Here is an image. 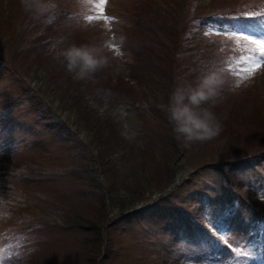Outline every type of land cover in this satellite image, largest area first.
Instances as JSON below:
<instances>
[{
    "label": "rangeland",
    "instance_id": "374dc122",
    "mask_svg": "<svg viewBox=\"0 0 264 264\" xmlns=\"http://www.w3.org/2000/svg\"><path fill=\"white\" fill-rule=\"evenodd\" d=\"M57 1L68 12L66 24L41 27L40 21L21 9L19 0H3L2 14L15 17L19 27L13 34L0 31V109H11L0 114V153L6 146H16L17 138L25 145L12 150L16 151L13 161L0 162V241L5 234L11 237L0 250V264H30L26 250L30 257L33 248L36 252V248L47 247L36 246L40 241L47 243L50 233L60 231L67 236L63 249L70 256V264H173L172 260L179 264H264V225L255 223L251 205L255 197L264 198V162L259 164L264 160V66L241 82L244 73L241 70L237 76L241 65L238 57L245 53L244 44L237 45L228 35L235 26L264 35L249 25L253 22L264 27V11L259 12L261 18L251 20L248 17L253 14L241 17L235 12L264 6V0H220L210 17L206 15L212 0H175L187 4L183 8L185 20L180 23H186L193 33L223 42L220 50L229 55L217 59L221 63L216 70L224 78L228 74L226 84L235 90L230 92L224 86L223 91L232 95L222 91V98L211 109L220 116L221 134L188 147L165 121L177 76L168 81L171 94L166 95L164 88H143L131 75L135 60L124 30L130 32L135 22L124 12L143 0H106L102 6L100 0H73L79 16L70 8L73 3ZM76 34L82 36V44L112 42L106 53L109 66L98 72V81L91 82L95 90L91 95L97 102L87 103V108L98 112L99 121L94 126L82 121L78 108L60 93L66 82L57 81L58 77L68 79L69 73L62 59L53 54V46L61 41L60 47L71 44V39L78 40ZM153 64L158 65L155 60ZM93 105H98L99 111ZM116 134L113 149L97 143ZM96 147L103 148L107 157L114 155L113 166L104 169L103 177L107 188L133 202L126 213L113 197L101 219L104 211L98 213V209L103 207L88 196L92 176L104 184L102 175H97L104 150ZM249 154H255L256 159ZM33 193V199H26ZM23 198L27 203L42 201L40 205L48 207H36L30 217L25 216L28 213L15 215L24 208ZM200 208L213 215L214 226L222 232L219 239L202 227L197 217ZM258 208L264 211V205ZM54 211L67 212L68 226L75 225L71 218L76 214L88 223L100 219L92 230L81 232L71 227L69 231L58 228L46 233L42 227L45 222L54 226ZM177 212L189 215L186 221L193 226L192 231L181 224ZM57 218L61 223L60 216ZM36 224V235L26 249L24 238L32 235L28 231L32 226L36 229ZM99 233L103 244L98 252ZM110 240L113 248L105 257ZM243 252L251 255H241ZM49 254L40 262L58 264Z\"/></svg>",
    "mask_w": 264,
    "mask_h": 264
},
{
    "label": "trees",
    "instance_id": "16d2710c",
    "mask_svg": "<svg viewBox=\"0 0 264 264\" xmlns=\"http://www.w3.org/2000/svg\"><path fill=\"white\" fill-rule=\"evenodd\" d=\"M162 1L163 0H143L140 3H137L138 5L135 3L134 4L135 7H133V10H129L126 13L124 12L125 15L128 14L127 15L128 17L132 16V19L135 22L134 25L130 28V32L126 33V30H124V32L126 34L125 36L126 41L129 43L130 49L133 51V56H134L135 61L133 62V65H132L133 68L131 71V75H133V77L135 78V81H137L140 86L143 85V88H164L165 94L167 93L166 95H168V94H171V88H169L168 81L170 83L172 80H174L173 78L175 76H177V81L175 82L176 85L177 83H180L182 80L183 81H194L197 76L203 74L204 72L208 70H216L218 63H221L220 61H217V59L219 60L222 55H224L223 58L228 57L227 55L229 54L228 53L224 54L222 50H220L222 45L220 44L219 39L215 40L214 38L210 39L208 36H200L199 34L193 33L189 29H187L188 25L186 23H184V25L183 23H180L185 20V18L184 17L182 18V16H184L185 14V11L183 8L187 4H184V3L180 4L179 1L177 2L175 0H164L166 1L165 2L166 6H165L163 4L164 1L163 2ZM219 1L220 0L211 1L212 8L210 11H207L209 12V14L206 15L207 17H210L211 15L210 13H212L214 11V8H217V5L221 3ZM228 1H231V0H228ZM56 2L60 6H58L55 9V11L51 14L52 17H54L53 18L54 20H52L51 23L52 25H55L57 23L66 24L68 20V12L66 11L65 8L61 6L59 1L56 0ZM161 3L163 5H161ZM225 4L229 5L227 3ZM0 5H1L0 6V20H1L2 18H4L2 12H4L5 3H3V0L2 1L0 0ZM262 10H264V6L254 5L251 8L240 10V11H235V12L240 14L241 17H245L246 15L249 16L250 14H255ZM61 11L63 12L62 14H60ZM37 21L38 20H36V22ZM29 22H32V18L29 20ZM40 22L44 25L41 27H49V24L43 23V21H40ZM190 23H191V20H190ZM18 27L19 26L16 25L15 17L11 15L7 16L6 23L0 22V31L9 30V34H13ZM76 37L78 40L71 39L70 41L72 43L81 42L80 44H82L83 42L79 41L82 39V36L80 37L76 34ZM89 41H90V38H88L86 42H89ZM91 41H94V40H91ZM93 43L99 44V42H96V41H94ZM37 46H38V41H36V47ZM52 46L48 47V49H50ZM217 53L219 55H217ZM153 60H155L158 63L157 66L153 64ZM151 73L158 74V77L152 76ZM69 75L70 74H68V79H65L63 77L61 78L58 77V80H57L58 82L64 81L67 84V87L65 85H62L63 88H60V93H62V95L64 96V99L68 100L69 102L70 101L73 102L75 108H78L79 115L82 121L85 120L87 122H90V124L94 126L95 123L99 121L98 112L93 113V110L88 109L87 103L92 104V102H97L95 97L91 95V93L95 91L92 88L91 82L98 81V78H97L98 73L95 75L93 79L85 80V81L75 80L73 79V77ZM228 77L229 76L227 74V76L225 77V80ZM164 80H166L167 82L165 83ZM149 84H150V87H149ZM152 84H154L155 87H153ZM227 86L228 84L225 85V88H227ZM70 92H71V95L69 96ZM223 92L226 95L231 94L225 91ZM253 94H249V95L253 97ZM246 97L247 95L240 97V98L244 99ZM80 98L83 101H81ZM81 102L83 103L85 107V109L83 107V110H82ZM167 104L169 105L170 102H168ZM93 107L99 111L98 105L97 106L93 105ZM217 117L219 118L220 116H217ZM44 119L48 120L46 118ZM165 119H166L165 120L166 124L173 125L169 120L168 110H166ZM57 130L59 131L58 126H57ZM94 130L95 129L93 128V131ZM50 131L51 132L54 131V126L50 128ZM100 132H104V130L101 129ZM98 135H99V139L103 136L102 133ZM118 136H119L118 134H116L115 137L111 135L110 137H105L107 138L106 142H102L99 140L97 143H100V145L104 149L106 146L113 149V142L114 141L117 142ZM103 148L96 147V149L104 150ZM105 153L106 151L104 150V156L103 154L100 155L101 158L98 156L100 159L99 166L101 168V171L97 175L99 176L102 175V177L105 174V170L113 166L112 159L114 155L110 158V157L105 156ZM248 157L253 158V160L256 159L255 154L254 155L249 154ZM261 158L264 159V157H261ZM88 179H90L89 176H88ZM106 182H107L106 178H104V184H103L101 181H99V178H97L96 176H92L91 185L93 187L91 189H88V191L90 192L88 196L90 195L91 199L95 200L98 206L101 205V207H103L102 209L100 208L98 209V213H100L102 210L104 211V212H101L100 214L101 219L105 215L104 213L109 207L108 204L112 203L111 200L113 201V199L111 198L113 197L120 203V205L122 206V210H125L124 213H126L130 209L128 208V205L130 203L133 205L132 201H130L129 203L127 199H124V198L122 199L118 191H117L118 193H115L113 191V188H111V190L107 188L108 185ZM121 184L124 185L123 179H122ZM33 197H34V193L31 194V197L27 195L26 199H31V198L33 199ZM0 198H3L2 194H0ZM167 198L168 197H166L165 199ZM24 200L25 198L22 199V204L24 208L22 210L17 211L15 215L20 216L22 213H28L25 216L30 217L29 214L36 211V207H39V208L48 207V206H45V207L41 206L40 203L42 201L35 200L34 202L29 201L27 203V202H24ZM2 201L3 200H1L0 202ZM251 203L254 209L256 210L255 213L257 214V216L260 217L262 221L264 222V211L258 208V207H262V205H264V202L252 201ZM136 210L140 211L141 209L136 207ZM53 213H54L53 214L54 219L51 220V222H53L54 226L49 225L47 222H45L44 226L42 227L44 228L43 231L46 233L54 232L58 228H62L64 230L69 231L71 227L73 228L76 227L81 232L84 230H87V231L92 230L95 228L97 224L96 221L100 219L99 217H96L99 219L93 220L91 223H88L84 220L83 216H80V214H76L74 218H71V220L74 221L75 225L68 226L70 222H68L67 217H66L67 212H63L59 214L58 212L54 211ZM57 216H60L59 219L62 220L61 223L59 222ZM178 216L180 218L181 224H185L192 231L193 226L189 225L186 221L189 215L186 216L185 213H178ZM13 220L14 222H17L16 218ZM20 221H22V219ZM84 222H86L87 224ZM82 224L84 225V227H82ZM37 225L38 224H36V229L34 226L30 228L33 234L30 236L32 241L34 240L33 236L36 235V230L38 229ZM22 228L25 229L26 227H22ZM64 232L63 231L58 232L59 234L50 233L49 240L47 243L44 241H40L39 245H36V246L38 247L47 246V247L43 249L36 248V252H35V248H33L31 251L30 257H29L30 264H43L40 262V260L47 258L48 252H50L49 257H51V261L55 262V260L57 259L56 262H58V264H70V261L68 262L70 256L63 249V240L67 238V236L64 235L66 234ZM60 236L62 240H60ZM102 237L103 236L101 233L97 235L98 242L96 244H97L98 252L99 250L101 251L102 249L100 247L103 244ZM113 243L114 242H111L110 240V245H108L109 247L105 245L106 246L105 257H107L109 252L111 253V248H113ZM91 259H93V256L91 257ZM76 264H83V263L77 261ZM95 264H101V262H97Z\"/></svg>",
    "mask_w": 264,
    "mask_h": 264
},
{
    "label": "clouds",
    "instance_id": "9594fccd",
    "mask_svg": "<svg viewBox=\"0 0 264 264\" xmlns=\"http://www.w3.org/2000/svg\"><path fill=\"white\" fill-rule=\"evenodd\" d=\"M21 9L33 19L51 23L52 13L58 7L56 0H19ZM53 46V54L62 59L64 66L75 80H91L109 66L106 55L111 41L99 44H68ZM225 78L218 70H208L194 81L177 84L168 106L169 120L174 126L177 139L184 146L204 143L217 138L223 131L220 118L211 110L222 98ZM208 105V107H205Z\"/></svg>",
    "mask_w": 264,
    "mask_h": 264
},
{
    "label": "snow or ice",
    "instance_id": "6c2138e0",
    "mask_svg": "<svg viewBox=\"0 0 264 264\" xmlns=\"http://www.w3.org/2000/svg\"><path fill=\"white\" fill-rule=\"evenodd\" d=\"M106 0H100V6H102ZM261 13H255L252 16H249L248 19L261 18ZM111 19V18H107ZM255 31V29H254ZM228 35L235 41L237 45L241 42L244 44L245 53H242L238 59L241 62L240 69L237 70V76L240 77V71L244 73L242 77H240V81L246 80L250 78L253 74H255L258 70L264 66V35H253L250 32H246L243 29V26H235L233 30L228 33ZM230 214V210H226ZM206 215V228L210 233L216 234L217 239L220 238L222 232L218 230L213 223V215ZM241 255L250 256V252H243Z\"/></svg>",
    "mask_w": 264,
    "mask_h": 264
}]
</instances>
